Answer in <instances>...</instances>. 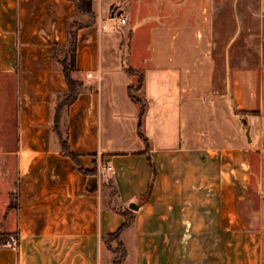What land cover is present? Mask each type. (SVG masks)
Instances as JSON below:
<instances>
[{"label":"crops","instance_id":"1","mask_svg":"<svg viewBox=\"0 0 264 264\" xmlns=\"http://www.w3.org/2000/svg\"><path fill=\"white\" fill-rule=\"evenodd\" d=\"M119 3L124 23L108 13ZM156 5L147 50L123 47L131 29L108 32ZM91 8L92 18L76 0H0V79L14 87L7 227L17 235L0 245V264H103V238L125 220L117 207L133 212L121 264H264V0ZM71 29L80 85L56 125ZM103 43L117 58L108 71ZM128 67L142 74L137 101ZM199 115L211 132L196 128Z\"/></svg>","mask_w":264,"mask_h":264},{"label":"rangeland","instance_id":"2","mask_svg":"<svg viewBox=\"0 0 264 264\" xmlns=\"http://www.w3.org/2000/svg\"><path fill=\"white\" fill-rule=\"evenodd\" d=\"M137 6L139 5L137 4ZM124 10H126L125 5L119 3L110 6L108 13H113L120 21L121 15H124ZM150 13L151 17L148 19L147 14L143 12V8L141 10L138 9L136 15L130 20V23L119 27H114L110 24L108 32L111 33V31L122 29L124 33H129L131 29L134 32V37L132 40H129L128 35H124L123 47L127 48L128 44L133 45V48L142 45L147 50L149 47L148 28L157 16V5L153 6V10ZM112 55L109 47L103 43L101 52L102 70L108 71L111 66H114L113 64L117 63V58L114 60ZM2 80L0 79V242L4 239L10 240L16 235L13 225L12 228L7 227L8 223L13 221L16 202L15 130L13 115L14 87L12 80L7 82L5 80L2 82ZM186 112L184 110L182 115L183 131L187 130V124L185 123L187 119ZM234 125L236 126V123ZM195 126L196 128L200 127L209 132L212 131V125L207 121L202 122L200 115L195 119ZM241 126H245L243 121ZM243 133L247 138V128ZM205 138L203 136V139ZM102 245L105 256L103 264H113L114 259L119 256V252L114 251L117 247V241L104 237Z\"/></svg>","mask_w":264,"mask_h":264},{"label":"trees","instance_id":"3","mask_svg":"<svg viewBox=\"0 0 264 264\" xmlns=\"http://www.w3.org/2000/svg\"><path fill=\"white\" fill-rule=\"evenodd\" d=\"M76 9L79 12H81V13L89 15L90 18L93 17V12H92V8H91V0H76ZM75 25L79 26L80 24H77V23L73 22L71 24V27H73ZM74 46H75V35L73 33V30L71 29L70 37H69L68 54H67L66 58H64L63 64H62V69H63L64 76H65V79H66V83L68 85V89L61 96V98H60V100H59V102L57 104L55 115H54V122H55L56 125H58V122L60 120V114H61L63 108L66 105L70 104L74 100V98L76 97V95H77V93L79 91V85L80 84L78 83L77 80L73 79L72 75H71V73L73 71H75ZM126 69H127V71L130 74L138 76L137 83L135 85H130L128 87V93H129L130 98L133 101H137L138 99L134 95V91L139 90L140 87H141L142 74L139 73L137 70L131 68V67H128ZM139 134L144 139V141H146V138L143 136L141 131H139ZM148 163H149L150 171H151V174H152V177H153V175H154V165H153V162H152L150 157H148ZM113 193H114L113 189H111V197H113ZM117 211L121 215H123L125 217L124 222L120 225V227L115 232L107 234L106 236H104V237H108L109 239L117 241V247L114 249V251L119 252V256L116 259H114L113 264H121L122 260L125 257L126 250H125V247H124L122 241L120 240V234L123 231V229H125L126 227H128L131 224L132 219H133V212H132L131 209L117 207ZM13 239H15V241H17V235H15V237L11 238L10 240L9 239L2 240L0 242V245H4V244L10 242Z\"/></svg>","mask_w":264,"mask_h":264},{"label":"built area","instance_id":"4","mask_svg":"<svg viewBox=\"0 0 264 264\" xmlns=\"http://www.w3.org/2000/svg\"><path fill=\"white\" fill-rule=\"evenodd\" d=\"M124 22H125V16L121 15L120 23H124ZM88 75H90V74L88 73ZM106 172H111V168L109 166L102 167L100 174L105 175ZM13 243H15V241H13Z\"/></svg>","mask_w":264,"mask_h":264},{"label":"water","instance_id":"5","mask_svg":"<svg viewBox=\"0 0 264 264\" xmlns=\"http://www.w3.org/2000/svg\"><path fill=\"white\" fill-rule=\"evenodd\" d=\"M129 207L132 208V209H135L136 208V205L130 204Z\"/></svg>","mask_w":264,"mask_h":264}]
</instances>
